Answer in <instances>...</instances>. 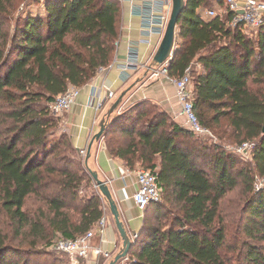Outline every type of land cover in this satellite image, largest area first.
Returning <instances> with one entry per match:
<instances>
[{
	"label": "trees",
	"instance_id": "16d2710c",
	"mask_svg": "<svg viewBox=\"0 0 264 264\" xmlns=\"http://www.w3.org/2000/svg\"><path fill=\"white\" fill-rule=\"evenodd\" d=\"M207 8L209 0H187L167 75L190 68L199 121L219 139L250 143L252 164L233 174V152L198 141L163 108L148 116L152 100L114 112L102 137L109 154L151 170L163 189L124 264H264V188L256 184L264 183V24L254 35L232 24L235 12L204 16ZM119 22L118 0H0V264H70L38 249V238H77L105 215L50 104L111 65ZM239 178L243 202L224 213ZM30 198L39 204L33 213Z\"/></svg>",
	"mask_w": 264,
	"mask_h": 264
},
{
	"label": "crops",
	"instance_id": "0c3cea01",
	"mask_svg": "<svg viewBox=\"0 0 264 264\" xmlns=\"http://www.w3.org/2000/svg\"><path fill=\"white\" fill-rule=\"evenodd\" d=\"M209 1L211 8L204 10V16H207L210 10L221 15L226 13L228 7L224 0ZM236 1L243 6L247 0ZM118 2L119 40L113 62L100 71L89 84L81 88L76 103L61 120L62 126L70 135L79 154L84 149L88 154L92 139L100 130L102 119L123 93L125 95L122 102L113 116L140 100H152L170 113L179 124L189 128L180 110L173 79L159 73V64L154 61L158 48L147 42L149 35L145 29L142 14L144 3L141 0H118ZM246 29L257 35L256 30L248 27ZM131 52L136 54L137 65L125 70ZM109 90L114 92V97L111 100L108 99V103L101 111H97L93 105L97 103L99 95L102 99H107ZM88 169L95 171L99 178L108 184L113 199L118 205L121 221L133 238L134 233L141 229L145 214V210H141L132 197L138 187L136 173L126 168L120 159L109 154L105 138L93 142L87 161ZM91 187L100 194L105 209L104 216L108 221L104 231L96 234L93 243L100 246L107 255L93 256L83 261V264H109L121 250L123 241L109 204L96 188L94 179ZM118 264H124V261Z\"/></svg>",
	"mask_w": 264,
	"mask_h": 264
},
{
	"label": "built area",
	"instance_id": "2783aa9c",
	"mask_svg": "<svg viewBox=\"0 0 264 264\" xmlns=\"http://www.w3.org/2000/svg\"><path fill=\"white\" fill-rule=\"evenodd\" d=\"M141 1L144 3L142 13L143 21L147 34L149 35L147 42L149 45L152 44L154 47L159 48L171 17L172 0ZM224 1L228 9L236 13V17L232 22L233 25L243 22L246 27L257 31L264 24V1L247 0L243 6L239 5L236 0ZM239 11H243V14H239ZM208 14L213 16L218 13L214 10H210ZM175 49H177L176 39ZM175 53L176 52L172 51L169 58L164 63L159 64V73L167 75V67ZM135 56L136 54L131 52L130 58L125 65V70L137 65L138 60ZM173 83L176 87L181 113L185 117L189 129L197 136L216 142L217 137L210 128L204 126L199 121L195 112L194 89L190 68L186 70L185 75L181 78L173 79ZM80 92V87H70L65 93L59 95L51 102V112L56 116L65 115L76 103ZM106 97L107 99H102V96L99 95L97 103L95 105L92 103L90 104H92L97 111H101L108 103V99L111 100L114 97V92L109 90ZM249 149L252 150V145L250 143H244L234 148V152L245 154ZM80 155L85 163L87 150H81ZM134 172L136 173L138 187L132 197L136 205L141 210H145L151 203L158 202L162 199L163 189L157 180V176L151 170L138 168L134 170ZM96 188H98L97 185ZM107 222V218L103 216L96 229H92L88 233L77 238H59L50 248L58 254L66 255L69 258L70 264H83V261L93 256L99 257L101 255H107L100 246L93 243L94 237L96 234H101L104 231Z\"/></svg>",
	"mask_w": 264,
	"mask_h": 264
},
{
	"label": "water",
	"instance_id": "95a60500",
	"mask_svg": "<svg viewBox=\"0 0 264 264\" xmlns=\"http://www.w3.org/2000/svg\"><path fill=\"white\" fill-rule=\"evenodd\" d=\"M187 7V0H172V12H171V17L164 35V38L155 53L154 56V61L157 64H162L164 63L170 56V54L173 52H176L175 49V39H176V28H177V22L182 14V12L186 9ZM239 14H243V11H239ZM125 93H123L117 101L111 106L110 110L108 111L107 115L105 118L102 119L100 123V130L98 133L95 134V136L92 139V142L90 144V147L88 149V154L86 156V167H87V161L90 157L91 154V147L93 142L99 141L105 132L107 123L112 116V114L118 109L120 106L122 99L124 97ZM89 172L91 173L100 193L105 197V199L108 201L111 213L114 217L117 229L121 235L123 245L119 253L114 257V259L109 263V264H118L120 261H124L133 246L135 242V237L138 235L139 231L134 233V237L131 238L130 234L127 232L124 223L121 221L120 218V211L118 208V205L116 201L113 199L112 193L109 189L108 184L101 180L98 176V174L95 171H92L88 169Z\"/></svg>",
	"mask_w": 264,
	"mask_h": 264
},
{
	"label": "rangeland",
	"instance_id": "374dc122",
	"mask_svg": "<svg viewBox=\"0 0 264 264\" xmlns=\"http://www.w3.org/2000/svg\"><path fill=\"white\" fill-rule=\"evenodd\" d=\"M40 6L38 7H43V2L39 4ZM33 13H35L36 11V8L31 10ZM13 25H14V22H13ZM147 115L148 116H153L154 114L158 113L160 111V109H162L161 106L157 105V104H150L147 106ZM60 121L62 120L63 116H56ZM226 123V122H224ZM59 129L60 131H65V128L59 123ZM200 140L198 141H205L207 145H210V147L212 146H221V148L227 152H230L232 153V155H234L236 158H237V162L234 164V167L232 169V173L233 174H237V172L242 169V168H245V167H248L250 164H252V155H251V150H247V152L245 154H242V153H237L235 154L234 153V148H236L237 146H239L241 143H236L234 142L233 140H230V139H219L217 137L216 139V142H214V140H209V139H204L203 137H200L198 136ZM80 160L78 159V161H80L83 165L84 168H87L84 161H83V158L82 157H79ZM256 184L258 186V188H264V183H262V180L260 179H257L256 180ZM244 185L242 183V179H238V183H237V186L235 188H233L232 190H229L226 194V197L224 198L225 200L223 201V204H222V211L224 213H227V212H231L232 210L234 209H238V205H241L242 202H243V199H244V196H243V193H244ZM90 193L91 190H88L86 191L85 193ZM39 204L35 201L34 198H30L26 205H25V209L29 210L30 213H33L37 206ZM59 236L58 235H50V238L48 239H45V240H40L38 238V243L36 245V247L38 249H41V250H44V251H50L54 254H57L56 252L52 251L51 250V245L57 240ZM35 240V237H33L32 235L31 236H28V238H26V240L23 242L22 246L24 247H28L29 244ZM34 262L33 264H37L36 263V260L33 258L32 259ZM38 263H42L41 261H38ZM43 264V263H42Z\"/></svg>",
	"mask_w": 264,
	"mask_h": 264
}]
</instances>
